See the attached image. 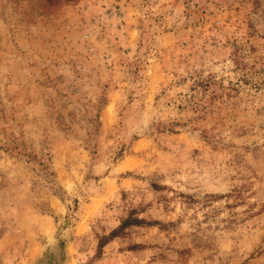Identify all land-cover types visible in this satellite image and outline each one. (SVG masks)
Segmentation results:
<instances>
[{"label":"rangeland","instance_id":"rangeland-1","mask_svg":"<svg viewBox=\"0 0 264 264\" xmlns=\"http://www.w3.org/2000/svg\"><path fill=\"white\" fill-rule=\"evenodd\" d=\"M0 264H264V0H0Z\"/></svg>","mask_w":264,"mask_h":264}]
</instances>
